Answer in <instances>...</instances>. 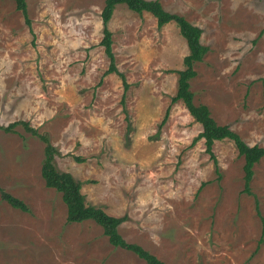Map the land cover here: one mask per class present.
Returning <instances> with one entry per match:
<instances>
[{"label": "rangeland", "instance_id": "1", "mask_svg": "<svg viewBox=\"0 0 264 264\" xmlns=\"http://www.w3.org/2000/svg\"><path fill=\"white\" fill-rule=\"evenodd\" d=\"M26 1L31 28L14 0H0V264H148L95 221L68 222L62 194L42 177L41 135L86 202L126 217L123 237L166 264H264V157L248 194L232 139L214 143L219 172L204 139L193 144L202 125L171 100L189 53L179 27L117 5L109 27L130 84L123 104L122 78L104 74L105 0ZM160 1L200 26L209 46L195 63V102L264 147V0Z\"/></svg>", "mask_w": 264, "mask_h": 264}, {"label": "trees", "instance_id": "2", "mask_svg": "<svg viewBox=\"0 0 264 264\" xmlns=\"http://www.w3.org/2000/svg\"><path fill=\"white\" fill-rule=\"evenodd\" d=\"M16 7L22 11L25 21L31 28V20L28 15V5L26 0H14ZM124 3L129 9L139 14L148 12L157 20V26L161 29L164 25L174 22L180 29V33L185 38L189 53L183 59L184 68L175 70L178 74L177 91L172 96V103L182 101L193 118L201 123L202 131L193 139V144L200 139H204L205 150L214 160L218 170V160L213 151L214 143L218 140L226 138L232 139L239 151V154L244 156V178L245 192L253 194L251 190V181L254 176V166L262 157H264V147L259 145H250L246 143L241 136L228 125L219 124L213 117L208 105L204 103H196L194 92L191 89V80L197 75L195 63L203 61L205 55L209 51V46L202 43L201 36L203 29L190 22L184 15L174 13L167 10L160 0H105V4L101 11V19L103 24V38L100 42L104 46L105 53L109 58V66L104 74L117 73L123 80L124 93L123 101L125 104V91L129 88V82L125 74L120 71L116 64V58L113 51V32L109 27V22L114 14L118 4ZM124 111L125 108H124ZM170 111V106L167 108L165 116L160 123V126L166 122ZM22 123L15 121L12 124L2 127L6 131H11L16 125ZM25 125L35 134L37 131ZM42 139L47 142L45 146V157L42 165V177L46 186L54 188L62 194V199L67 206L68 222H83L93 220L103 228L104 234L109 238V241L115 247H120L134 252L138 257L145 260L148 264H166L157 256L146 250L140 244L128 242L120 233L119 227L124 222L126 217H117L106 212L102 207H98L86 202L85 195L82 192V182L77 180L72 173L60 171L57 169L54 162L57 153L56 148L48 141L46 136L41 135ZM205 185L202 183L200 188ZM1 197L7 201L12 207L23 211H30L28 205L20 198L1 189ZM257 212H259V203L256 201ZM263 230H264V218Z\"/></svg>", "mask_w": 264, "mask_h": 264}]
</instances>
